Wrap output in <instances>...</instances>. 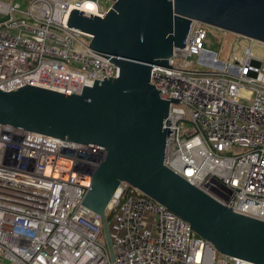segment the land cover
Segmentation results:
<instances>
[{
	"label": "built area",
	"instance_id": "built-area-1",
	"mask_svg": "<svg viewBox=\"0 0 264 264\" xmlns=\"http://www.w3.org/2000/svg\"><path fill=\"white\" fill-rule=\"evenodd\" d=\"M87 3H91L90 6ZM100 0H0V89L30 84L80 93L120 66L88 49L92 34L67 24L72 9L105 16ZM194 20L186 48L153 64L151 83L171 101L164 164L233 211L264 221V42L228 59L205 45ZM222 31H225L221 29ZM197 56L196 60L191 57ZM106 152L0 122V256L11 264H257L222 254L191 224L122 181L101 216L83 204Z\"/></svg>",
	"mask_w": 264,
	"mask_h": 264
},
{
	"label": "water",
	"instance_id": "water-1",
	"mask_svg": "<svg viewBox=\"0 0 264 264\" xmlns=\"http://www.w3.org/2000/svg\"><path fill=\"white\" fill-rule=\"evenodd\" d=\"M105 16L72 9L71 27L91 33L88 49L119 75L80 93L26 84L0 89V122L106 152L83 204L98 213L111 258L105 209L122 181L166 205L222 254L264 264V221L233 211L164 164L171 101L151 83L152 65L172 70L194 20L264 42V0H111Z\"/></svg>",
	"mask_w": 264,
	"mask_h": 264
},
{
	"label": "rangeland",
	"instance_id": "rangeland-1",
	"mask_svg": "<svg viewBox=\"0 0 264 264\" xmlns=\"http://www.w3.org/2000/svg\"><path fill=\"white\" fill-rule=\"evenodd\" d=\"M20 2V9H26L29 4V0H17ZM100 3L104 5H110L113 2L111 0H100ZM208 36L205 39V45L212 49L219 51V56L222 59H228L231 53H234L237 56H241L243 54V48L248 46V40L242 39L240 42H233V35L231 33H227L226 31H222L221 29L215 26H209L207 28ZM232 50L234 52H232ZM253 51L260 58L264 56V45L259 42H255L253 45ZM197 56L191 57V59L196 60Z\"/></svg>",
	"mask_w": 264,
	"mask_h": 264
},
{
	"label": "crops",
	"instance_id": "crops-1",
	"mask_svg": "<svg viewBox=\"0 0 264 264\" xmlns=\"http://www.w3.org/2000/svg\"><path fill=\"white\" fill-rule=\"evenodd\" d=\"M0 264H11V263L6 259H2L0 256Z\"/></svg>",
	"mask_w": 264,
	"mask_h": 264
},
{
	"label": "bare ground",
	"instance_id": "bare-ground-1",
	"mask_svg": "<svg viewBox=\"0 0 264 264\" xmlns=\"http://www.w3.org/2000/svg\"><path fill=\"white\" fill-rule=\"evenodd\" d=\"M87 5H88V6H90V5H91V3H87Z\"/></svg>",
	"mask_w": 264,
	"mask_h": 264
}]
</instances>
